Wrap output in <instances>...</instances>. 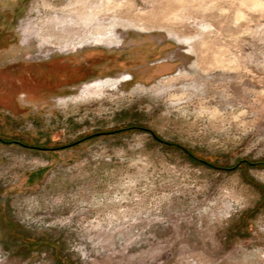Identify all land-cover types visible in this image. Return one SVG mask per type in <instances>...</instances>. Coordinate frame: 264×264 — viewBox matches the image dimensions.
Instances as JSON below:
<instances>
[{
    "label": "rangeland",
    "instance_id": "obj_1",
    "mask_svg": "<svg viewBox=\"0 0 264 264\" xmlns=\"http://www.w3.org/2000/svg\"><path fill=\"white\" fill-rule=\"evenodd\" d=\"M0 264H264V0H0Z\"/></svg>",
    "mask_w": 264,
    "mask_h": 264
},
{
    "label": "trees",
    "instance_id": "obj_2",
    "mask_svg": "<svg viewBox=\"0 0 264 264\" xmlns=\"http://www.w3.org/2000/svg\"><path fill=\"white\" fill-rule=\"evenodd\" d=\"M153 134V133H152ZM153 136L156 138L155 134H153Z\"/></svg>",
    "mask_w": 264,
    "mask_h": 264
}]
</instances>
